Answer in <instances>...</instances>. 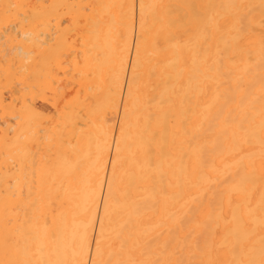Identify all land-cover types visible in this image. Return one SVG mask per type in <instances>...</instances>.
Listing matches in <instances>:
<instances>
[{
    "label": "bare ground",
    "instance_id": "obj_1",
    "mask_svg": "<svg viewBox=\"0 0 264 264\" xmlns=\"http://www.w3.org/2000/svg\"><path fill=\"white\" fill-rule=\"evenodd\" d=\"M0 264H264V0H0Z\"/></svg>",
    "mask_w": 264,
    "mask_h": 264
}]
</instances>
